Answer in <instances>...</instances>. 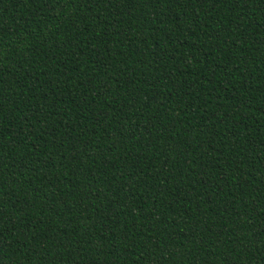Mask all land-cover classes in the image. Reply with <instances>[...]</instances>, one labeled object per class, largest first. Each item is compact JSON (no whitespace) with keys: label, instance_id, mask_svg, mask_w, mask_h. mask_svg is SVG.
Wrapping results in <instances>:
<instances>
[{"label":"trees","instance_id":"trees-1","mask_svg":"<svg viewBox=\"0 0 264 264\" xmlns=\"http://www.w3.org/2000/svg\"><path fill=\"white\" fill-rule=\"evenodd\" d=\"M0 264H264V0H0Z\"/></svg>","mask_w":264,"mask_h":264}]
</instances>
